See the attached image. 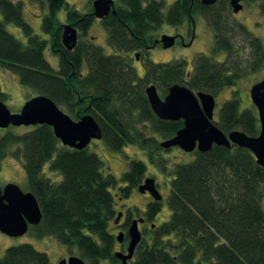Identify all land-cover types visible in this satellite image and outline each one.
Returning <instances> with one entry per match:
<instances>
[{"label": "trees", "instance_id": "obj_1", "mask_svg": "<svg viewBox=\"0 0 264 264\" xmlns=\"http://www.w3.org/2000/svg\"><path fill=\"white\" fill-rule=\"evenodd\" d=\"M92 1L89 0L90 6ZM43 2L40 29L47 38L35 33L25 21L22 0H0V66L17 75L21 85L61 105L62 111L73 120L84 114L92 115L100 127L101 139L111 150L135 144L146 151L151 162L161 149L160 141L155 136L147 138L136 132L134 121L139 117L151 120L153 131L163 140L175 134L181 121L158 119L141 84L155 83L164 94L168 86L186 80L185 62L149 63L143 76L138 77L127 55L118 51L127 53L142 47V41L151 40L163 24L177 27L189 17L194 18L196 9L212 10L215 4L204 6L199 0H173L164 11V0H114L115 13L101 20L107 43L115 52L106 55L100 47L79 39L93 22L92 9L79 13L68 7L66 0ZM260 6L264 12V0H260ZM61 10L67 23L79 30L72 51H67L60 41L63 23L58 12ZM212 18L215 33L211 52L229 51L220 17ZM7 24L21 31L25 43L7 30ZM47 46L58 56L57 69L45 57ZM250 48L248 68L253 71L264 64V50L255 38ZM83 57L88 60L85 74L81 71ZM203 59L194 63L193 72L185 81L190 88L217 93L235 84L237 64L232 69V66L221 67V63H214L209 57ZM4 98L0 87V101ZM214 123L224 133L239 129L256 136L259 132L257 117L241 109L236 96L222 104ZM29 127L20 134L7 131L0 135V163L14 146L11 153L22 160L27 189L42 212L36 236H53L59 244L76 247L88 264L104 261L117 264L113 255L116 236L112 232L117 214L113 195L116 178L103 172L102 161L87 146L71 149L56 139L49 126ZM195 151L193 160L173 168L171 192L167 197L168 218L158 228L149 227V237H141L134 259L129 262L264 264V210L260 204L263 193L259 190L264 182V168L256 164L247 149L236 145L230 148L214 145L207 152ZM156 165L163 166L160 162ZM45 166L60 179L45 176ZM145 169L142 161L128 162L120 177L127 184V191L137 189ZM155 201L146 208L148 219L160 210V200ZM0 264L51 263L46 253L37 251L31 244H19L5 249Z\"/></svg>", "mask_w": 264, "mask_h": 264}, {"label": "rangeland", "instance_id": "obj_2", "mask_svg": "<svg viewBox=\"0 0 264 264\" xmlns=\"http://www.w3.org/2000/svg\"><path fill=\"white\" fill-rule=\"evenodd\" d=\"M22 1L23 16L25 21L33 28L35 33L39 34L43 38H47L46 35L41 33L40 29L41 16L45 10V4L43 0ZM66 1L68 3L69 8L76 9L79 13H88L91 9L89 0ZM164 1L166 2V5L164 7L165 11L167 8V4L171 3L173 0ZM241 4L243 8L238 13L232 12L231 7L229 5V0H224L221 3H215L212 10L210 9L207 11H201L199 9H196V14L194 16L195 25L193 28L192 43L190 42L191 38H188L187 28L185 24H182L177 27L163 24L158 29V31H155V34H166L173 36L176 35L178 39L176 40L175 44L170 48L164 49L162 47H155L149 52V58L154 62H167L184 59L188 62V64L186 65V71L187 69L191 70V67L189 65L191 61H193L194 64L196 61H198L199 58L203 59L205 57L204 55L209 54V50L213 46L212 43L215 33L214 27L212 26V22H214L215 19H213L212 17H214L215 15H218V17H220L221 25H223L226 29L225 35L226 37H228L227 39L230 45V49L229 51L221 50L219 52H213L210 55V60H212L214 63H221V67L227 66L230 68L232 66V69L233 65L237 64L235 66L234 73L238 74V77L236 78V82L234 85L224 87L217 93H211L215 101V107L213 110V121L217 120L218 112L222 104L233 96H236L240 100L241 109H247L252 114H255V116L257 117L256 108L254 107L249 98V89L254 83L264 79V64L259 69L251 71L248 68V60L251 50L250 43L253 42V38L258 40L261 45V48L264 50V12L260 8V0H241ZM58 18L61 23H67L65 19L64 10L58 12ZM6 28L16 38L25 43V38L17 27L11 24H7ZM79 39L83 40L84 43L89 44L91 46L100 47V51L103 54H109L113 52V50L107 45V32L104 30L98 19H95L93 21V23L86 29L84 35L82 37H79ZM183 42H188V45H183ZM135 51L139 50H131L127 53L118 51V54H122L123 56H130L132 59V66L136 69L137 74L141 75L142 70L140 69V64L136 63L133 59ZM44 54L53 69H57L58 56H56L52 51H50L49 46L46 47ZM87 61V58L83 57L81 71L84 74L88 70ZM142 65H147L145 59H143ZM231 70L229 71L230 74H232ZM148 83L156 86L157 92L162 98L165 93L162 94L161 90L158 89L155 83L147 82L141 84L142 90H144V87ZM183 85H185L191 91L195 92L187 84ZM0 87L1 90L5 93V98L1 101L11 112L19 111V109L27 99L37 94L32 89L21 85L17 75L1 66ZM57 106L61 110H64L61 105ZM135 113L137 112L135 111ZM151 123V120L141 119V117H139V119L134 121V127L136 129V132H141L142 135L147 138L155 136L158 138V141H162L163 139L160 136L156 135L153 131ZM29 129L30 127L23 126L14 128L12 127L10 129H5L1 131L0 135H4L7 131H12L13 133L20 134ZM13 148L14 146L11 148L10 152H8L5 157L1 160L0 187L4 186L6 182H11L18 185L19 188L25 192L28 191V189L26 186L25 173L22 167V160L12 155L11 151ZM87 150L89 152L95 153L102 161L104 173H110L116 178L117 184L115 185V187L123 184V182L120 181V177L122 173L127 169L129 161L138 160L142 161L146 165L143 178L140 182L142 183L144 178L147 177L153 178L154 184L156 185L155 188H157L156 190L159 191L158 193L163 195L164 197V199L161 201L160 210L158 214L154 218L149 219V222L153 223L154 226H157V228L163 221L168 218L169 215L167 197L171 192V179L173 177V168L177 164L187 163L193 160L194 154L196 152L194 150L192 152L186 153L176 146L168 149H164L161 147L159 153L156 154L154 158L152 157L153 160L151 159V163L148 160L146 151H144L137 145L127 144L124 145L121 149L114 151L108 148L101 138L92 139L87 145ZM158 162L162 163L163 166H157L156 164ZM43 170L45 176L52 177L54 180L60 179L59 176H53L48 171L47 166H45ZM222 182L224 185H227L226 181ZM259 190L263 193L260 197V204L262 206V209L264 210V182L260 183ZM230 191L231 189L229 190V192ZM151 197L149 198L139 193L137 190L134 191L133 194L129 197V199H126L128 204H132L135 206L134 213L131 214L130 217L137 218L141 213H144L146 201L151 199ZM138 229L141 232L143 238L149 237V229H146V226L140 225ZM36 232L37 228H32V226H29L27 232L19 237H9L0 233V257L4 255V251L7 247L26 243L31 244L33 248L37 251L46 253L51 264H56L58 260L62 258L66 259L69 256L79 257L85 262V264L89 263L87 259L81 257L76 247H66L62 244H59V242H57V240L53 236L46 235L43 237H37ZM112 232L116 236L118 233V229H112ZM114 251H121L118 248V243L114 245ZM102 264L111 263L104 261ZM117 264H120L119 261L117 262Z\"/></svg>", "mask_w": 264, "mask_h": 264}, {"label": "water", "instance_id": "obj_3", "mask_svg": "<svg viewBox=\"0 0 264 264\" xmlns=\"http://www.w3.org/2000/svg\"><path fill=\"white\" fill-rule=\"evenodd\" d=\"M218 0H200L202 5H213ZM233 13L239 12L243 6L241 0H229ZM92 15L96 19H103L110 13L114 14V0H93L91 2ZM60 41L67 51H72L78 41V31L75 26L64 23L60 26ZM175 36L163 34L154 44L159 42L163 48L174 45ZM137 55V54H136ZM144 94L153 114L160 120H182V127L175 134L159 142V146L168 149L178 147L188 153L194 150L207 152L212 146L247 149L255 158V162L264 168V79L254 83L249 89V98L256 108L259 123V132L256 136H249L234 129L228 133L222 132L213 122L214 97L202 91L194 93L180 84H172L161 98L155 85L144 87ZM47 125L53 135L63 146L71 149H84L92 139L101 138V130L92 115L84 114L73 120L63 112L53 100L46 95L37 94L27 99L19 111L11 112L0 101V130L13 127H29ZM137 191H148L154 200L161 196L155 188L153 178H144L138 185ZM121 213L113 219L117 224ZM42 219V212L35 196L30 191H22L15 183H6L0 187V233L9 237H19L27 232L28 225H37ZM142 219H133L127 227L128 237L125 252L114 251V257L120 264H130L136 246L141 240L138 222ZM124 233L119 231L116 241L121 242ZM56 264H85L76 256L60 259Z\"/></svg>", "mask_w": 264, "mask_h": 264}, {"label": "flooded vegetation", "instance_id": "obj_4", "mask_svg": "<svg viewBox=\"0 0 264 264\" xmlns=\"http://www.w3.org/2000/svg\"><path fill=\"white\" fill-rule=\"evenodd\" d=\"M200 1V0H199ZM202 5V4H201ZM204 6H206V5H204ZM207 6H210V5H207ZM242 10V9H241ZM240 10V11H241ZM238 13V12H237ZM96 18H94L93 19V21L95 20ZM99 20V22L101 23V20L102 19H98ZM195 18H193V17H189V20H184V22L182 23V24H185V26H186V28H187V35H188V38H191V40H190V42L192 43L193 42V28H194V25H195ZM93 23V22H92ZM91 23V24H92ZM181 24V25H182ZM102 25V24H101ZM180 26V25H179ZM103 27V26H102ZM189 27H190V29H189ZM104 28V27H103ZM105 30V29H104ZM78 31V34H79V30H77ZM106 31V30H105ZM156 31H158V29L156 30ZM156 33V32H155ZM155 33H153V37H152V39L151 40H149V41H142L143 42V45H142V47H138V48H135V49H132V50H139V51H135L134 52V55H133V59H134V61L136 62V63H139L140 64V69L142 70V74L140 75V74H137V71H136V69L132 66V59H131V57L130 56H127L128 58H129V61H130V65L133 67V69L136 71V74L138 75V77H142L143 76V74H144V72H145V68H146V66L145 65H142L143 64V59H145V61H146V64H157V63H165V62H154V61H152V60H150V58H149V52L151 51V49H153V48H155V47H162V45L159 43V42H157V43H155L154 44V40H157V39H159L160 38V36L161 35H159V34H155ZM175 40H174V44H175V42H176V40L178 39L177 38V36L175 35ZM182 42V41H181ZM190 42H189V44H190ZM107 45H108V43H107ZM183 45H188V42L187 43H185V42H183ZM109 46V45H108ZM110 48H111V46H109ZM163 48V47H162ZM112 49V48H111ZM164 49H166V48H164ZM113 50V49H112ZM130 52V51H129ZM115 52H114V50H113V52L112 53H109V54H114ZM137 54V55H136ZM212 54V52H211V49L209 50V54H206V55H204L205 57H209L210 58V55ZM106 55H108V54H106ZM140 57H142V58H140ZM183 61L185 62V65H184V68H185V71H186V65L188 64V62L186 61V60H184L183 59ZM167 62H169V61H167ZM189 65H190V67H191V70H188L187 69V71H186V80H184V82L182 83H177V84H180V85H183V84H186L185 83V81H187L188 79H189V77H190V75H191V73L193 72V69H194V64H193V61H191L190 63H189ZM193 67V68H192ZM175 84V83H174ZM171 86V85H170ZM170 86H168L167 87V89H166V92H165V94L163 95V97L166 95V93H167V91H168V88L170 87ZM185 86V85H184ZM156 87V86H155ZM195 92L194 93H196V92H198V91H196V90H194ZM202 92H205V93H209V92H207V91H202ZM209 94H211V92L209 93ZM212 95V94H211ZM213 96V95H212ZM162 97V98H163ZM180 121H181V127H182V120L181 119H179ZM176 121H178V120H176ZM212 122L214 123L215 121H213V116H212ZM215 124V123H214ZM180 127V128H181ZM168 139V138H167ZM6 183H9V182H6ZM5 183V184H6ZM4 184V185H5ZM141 184V183H140ZM156 186V185H155ZM3 187V186H2ZM157 189V188H156ZM113 190H115V191H113V195H114V200H115V208H116V211H117V213L118 212H120L121 213V217H120V220H119V222L117 223V224H114L113 223V229H118V232H119V230L121 231V232H123L124 233V237H123V239H122V241L121 242H117L116 241V243H118V248L121 250V251H124L125 249H126V246H127V241H128V237H127V234H126V230H127V227H128V225L130 224V222L133 220V219H142V221L141 222H138V227L141 225V226H146V229L148 228L149 229V227L150 228H153L154 227V224L153 223H151V222H149V219L147 218V216H146V208H147V206L148 205H152V204H154V203H157V201H155V200H153V198L151 197V195H150V193L148 192V191H144L143 193H141V194H143V195H145V196H147V197H151V199H149L148 201H146V204H145V207H144V213H141L137 218H131L130 217V215L131 214H133L134 213V208H135V206L134 205H132V204H128V202H127V200L126 199H129V197L133 194V192L134 191H136L137 189L136 188H134V189H130L129 191H127V184L126 183H123L121 186H117V187H115V188H113ZM26 192V191H25ZM159 192V191H158ZM140 193V192H139ZM131 194V195H130ZM161 195V194H160ZM164 199V197H163V195H161V199H160V201L159 202H161L162 200ZM117 215V214H116ZM41 222V221H40ZM29 226H32V228L33 227H37L38 226V224L37 225H28V228H29ZM28 230V229H27ZM141 233V232H140ZM141 237H142V234H141ZM24 244H26V243H24ZM125 252V251H124ZM133 258V257H132ZM132 258H131V260H132ZM63 259V258H62ZM130 260V261H131ZM59 261V260H58ZM57 261V262H58Z\"/></svg>", "mask_w": 264, "mask_h": 264}]
</instances>
